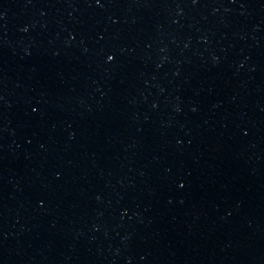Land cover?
<instances>
[{"label": "water", "instance_id": "water-1", "mask_svg": "<svg viewBox=\"0 0 264 264\" xmlns=\"http://www.w3.org/2000/svg\"><path fill=\"white\" fill-rule=\"evenodd\" d=\"M0 264H264V0H0Z\"/></svg>", "mask_w": 264, "mask_h": 264}]
</instances>
